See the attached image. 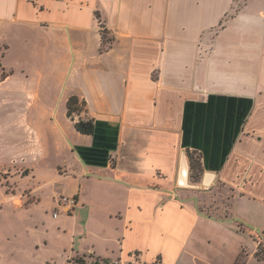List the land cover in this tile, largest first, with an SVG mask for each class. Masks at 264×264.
I'll return each instance as SVG.
<instances>
[{
  "label": "crops",
  "instance_id": "crops-1",
  "mask_svg": "<svg viewBox=\"0 0 264 264\" xmlns=\"http://www.w3.org/2000/svg\"><path fill=\"white\" fill-rule=\"evenodd\" d=\"M0 71V162L25 153L1 140L12 104H52L54 90L34 117L62 100L67 120L76 96L94 128L57 122L77 205L54 219L81 223L61 260L0 264H215L196 254L203 228L232 224L250 241L264 231V0H0ZM187 151L201 154L202 177L215 173L209 188L190 171L194 186H177ZM225 193L228 213L210 208Z\"/></svg>",
  "mask_w": 264,
  "mask_h": 264
},
{
  "label": "rangeland",
  "instance_id": "rangeland-1",
  "mask_svg": "<svg viewBox=\"0 0 264 264\" xmlns=\"http://www.w3.org/2000/svg\"><path fill=\"white\" fill-rule=\"evenodd\" d=\"M6 71V74L11 72L9 69ZM1 77L3 74L0 71ZM19 77L20 74L16 71L11 83L16 82ZM47 96L52 99V104L45 103L44 97L36 104L31 103L30 107L23 106V110L17 104H12L9 106L8 118L7 115L2 116L4 130L1 140L8 142L11 150L22 147L25 151L20 156L0 162V257L9 261L15 257L34 256L58 263L62 248L67 243V234L70 231L78 232L81 224L74 218H64L62 226L66 227L63 231L58 227L60 225L53 218V213L59 209L60 197L68 196L74 187L70 182V175L76 169V159L73 157L72 163L71 147L63 133L70 132L72 122H86L87 119L80 118L77 114H72L67 120L63 118L64 104L59 100L56 116L37 120L34 117L35 109L38 111L39 108L42 110L45 106L53 105L54 90ZM78 108L84 111L80 104ZM83 111L78 113L82 114ZM23 115L25 118L21 119L20 116ZM57 122L63 125V133ZM64 175L69 176L64 179ZM214 199L216 200H210V208L217 210L222 206L228 213V193ZM250 209L244 207L243 210L240 209V213L245 215ZM75 213L84 217L81 209H76ZM59 216L62 217V214ZM228 225L230 226L226 228L215 225L203 228L199 237L194 239L196 254L215 264H236L241 255L244 264H264V231L253 238L252 242L247 238L246 241L243 234L236 233L239 231L236 226ZM36 245L39 247L36 248ZM243 246L247 248L242 249ZM255 253H258L259 259L255 257Z\"/></svg>",
  "mask_w": 264,
  "mask_h": 264
},
{
  "label": "trees",
  "instance_id": "trees-1",
  "mask_svg": "<svg viewBox=\"0 0 264 264\" xmlns=\"http://www.w3.org/2000/svg\"><path fill=\"white\" fill-rule=\"evenodd\" d=\"M101 34H102V38H104L106 31L103 30ZM3 77H4V74H3ZM3 77H1V78H3ZM78 104H80V106H82V108H84V110H85V103L79 101V99L76 96H72L66 101L67 117H71L72 114H77V115L81 114L78 112L83 111V110H80L78 108ZM74 128H75L76 132H78L79 134H82V135H92L94 132L92 120H87L86 122L79 120L74 124ZM186 154H187V158L189 161L190 181L194 184L199 183L201 181V177H202V174L204 171L202 163L200 161L201 154H197V153L191 152V151H187ZM255 257L257 259H259L258 253H255ZM79 262L82 263V261H79ZM236 264H244V260L242 258V255L237 260Z\"/></svg>",
  "mask_w": 264,
  "mask_h": 264
},
{
  "label": "water",
  "instance_id": "water-1",
  "mask_svg": "<svg viewBox=\"0 0 264 264\" xmlns=\"http://www.w3.org/2000/svg\"><path fill=\"white\" fill-rule=\"evenodd\" d=\"M189 163L187 160V155L186 153H182L181 155V160H180V165H179V172H178V179H177V186L180 188H188V187H193L191 183H189ZM215 173L213 172H205L202 180H201V187L204 188H209L214 179H215Z\"/></svg>",
  "mask_w": 264,
  "mask_h": 264
},
{
  "label": "built area",
  "instance_id": "built-area-1",
  "mask_svg": "<svg viewBox=\"0 0 264 264\" xmlns=\"http://www.w3.org/2000/svg\"><path fill=\"white\" fill-rule=\"evenodd\" d=\"M58 203V210L57 212L53 213V218H57L58 216V211L63 210L66 213H70L71 211L74 210V208L77 205V200L75 197H68V196H63L60 197ZM85 264H121L120 261H114V262H103L100 260H93L91 262L85 263ZM129 264H138L136 257H133V260Z\"/></svg>",
  "mask_w": 264,
  "mask_h": 264
}]
</instances>
